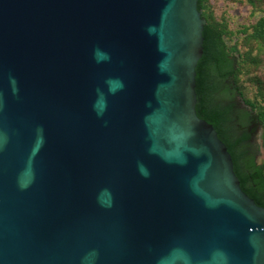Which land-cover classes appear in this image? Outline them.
Instances as JSON below:
<instances>
[{
  "label": "water",
  "instance_id": "95a60500",
  "mask_svg": "<svg viewBox=\"0 0 264 264\" xmlns=\"http://www.w3.org/2000/svg\"><path fill=\"white\" fill-rule=\"evenodd\" d=\"M198 1L0 0V264H264Z\"/></svg>",
  "mask_w": 264,
  "mask_h": 264
},
{
  "label": "trees",
  "instance_id": "16d2710c",
  "mask_svg": "<svg viewBox=\"0 0 264 264\" xmlns=\"http://www.w3.org/2000/svg\"><path fill=\"white\" fill-rule=\"evenodd\" d=\"M198 8L206 23L197 116L227 146L243 191L264 206V160L258 165L244 148L260 128L264 151V0H199Z\"/></svg>",
  "mask_w": 264,
  "mask_h": 264
},
{
  "label": "flooded vegetation",
  "instance_id": "af4514ba",
  "mask_svg": "<svg viewBox=\"0 0 264 264\" xmlns=\"http://www.w3.org/2000/svg\"><path fill=\"white\" fill-rule=\"evenodd\" d=\"M248 130H251V127ZM255 133L256 131L253 132L252 138L249 139L244 148L247 151V154L253 157L254 161L259 165L261 162H259L256 157V153L259 152V147L256 140L254 139Z\"/></svg>",
  "mask_w": 264,
  "mask_h": 264
},
{
  "label": "rangeland",
  "instance_id": "374dc122",
  "mask_svg": "<svg viewBox=\"0 0 264 264\" xmlns=\"http://www.w3.org/2000/svg\"><path fill=\"white\" fill-rule=\"evenodd\" d=\"M261 132L262 130L259 128L257 131H256V141H257V144H258V147H259V153L258 155H256L257 157V160L259 162H262L264 160V151H263V148L261 146Z\"/></svg>",
  "mask_w": 264,
  "mask_h": 264
},
{
  "label": "clouds",
  "instance_id": "9594fccd",
  "mask_svg": "<svg viewBox=\"0 0 264 264\" xmlns=\"http://www.w3.org/2000/svg\"><path fill=\"white\" fill-rule=\"evenodd\" d=\"M99 58H106V57H99Z\"/></svg>",
  "mask_w": 264,
  "mask_h": 264
}]
</instances>
